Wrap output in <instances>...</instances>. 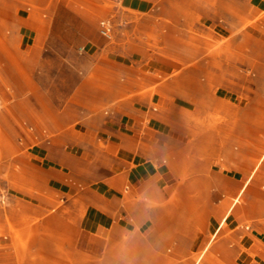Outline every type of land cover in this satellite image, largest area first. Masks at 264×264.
I'll return each instance as SVG.
<instances>
[{
  "label": "rangeland",
  "instance_id": "1",
  "mask_svg": "<svg viewBox=\"0 0 264 264\" xmlns=\"http://www.w3.org/2000/svg\"><path fill=\"white\" fill-rule=\"evenodd\" d=\"M34 2L28 0L15 14L28 20H55L59 26V44L46 50L49 60L42 68V83L60 105L69 101L83 105V99L69 98L67 92L81 78L77 65L85 64L83 53L107 48L125 61L117 97L122 103L132 105L138 97L160 110L155 99L168 94L159 86L171 80L182 88L184 99L170 97L172 107L180 110L173 132L177 139L168 146L177 155L164 158L173 166L177 182L161 184L154 193L123 184L111 216L131 222L129 229L119 231L113 225L104 234L88 235L77 219L91 206L83 199L87 184H75L77 192L62 193L44 184H22L19 169L11 179L5 162L20 150L0 136V264H264V182L253 183L264 175V141L245 139L238 123L220 124L246 117L264 128V10L249 15L248 0H150V6L139 11L123 8L120 0H59L76 13L64 9L50 13L39 11ZM164 5L175 11L164 12ZM9 16L0 13V20ZM102 18L111 20L110 37L99 33ZM70 36L73 40L68 42ZM227 88L239 94L240 104L227 101ZM215 95H220L218 104L213 103ZM239 128L241 135L234 136L233 145L237 151L243 145L255 148L247 170L259 163L253 177L248 184H213L206 170L227 167V157L212 152L218 135L226 139ZM144 132L149 133L147 126ZM98 143L105 145L103 139ZM110 151L121 150L115 145ZM244 158L238 153L235 159ZM201 168L204 181L198 178ZM233 186L235 192L230 191ZM229 206L231 216L219 227ZM240 229L255 239L250 248L239 245ZM240 252L248 253L245 262L238 260Z\"/></svg>",
  "mask_w": 264,
  "mask_h": 264
},
{
  "label": "crops",
  "instance_id": "2",
  "mask_svg": "<svg viewBox=\"0 0 264 264\" xmlns=\"http://www.w3.org/2000/svg\"><path fill=\"white\" fill-rule=\"evenodd\" d=\"M27 1L0 0V13L11 14L7 19L0 20V136L15 142L20 150L18 155H10L5 162V172H10L12 179L19 169L22 184H44L62 193L77 192L75 184H87L83 199L86 205L91 206L77 217L82 231L88 235H99L111 230L114 225L125 232L131 222H122L120 218L116 220L111 216L115 210L113 206L122 197L118 189L123 184L130 185L137 192L154 193L161 184L177 182L173 166L164 158L177 155L168 146L177 139L173 132L176 131L174 125L178 123L180 110L178 106L172 107L174 102L170 97L184 99L180 95L182 88L171 80L160 85V90L169 97L157 96L155 102L160 110L151 107L149 100L138 97L132 105L122 103L117 97L123 88L125 61L107 48L106 52L83 53L81 60L86 62L77 65L81 68V78L67 92L70 93L69 98L83 99V105L70 101L60 105L47 95L52 89L42 83L45 76L42 68L49 60L46 50L59 44V26L55 20H28L26 16L21 18L15 14L21 12ZM34 1L39 11L58 13L64 9L76 13L71 6L59 4V0ZM120 2L123 8L132 11L145 10L150 6V0ZM163 8L164 12L175 11L172 5H164ZM263 10L264 0H248L249 15L257 16ZM69 28L77 29L76 26ZM68 39L70 42L73 37ZM227 91V101L234 104L242 102L240 96L237 98V92L229 88ZM212 99L213 103H220V95ZM246 103L243 107H248ZM105 105L107 108L103 109ZM127 113L134 117L130 118ZM144 118L145 122L142 121ZM28 119L30 124L26 125ZM235 121L228 118L220 124L230 126L238 123L243 125L245 139L250 142L264 141L261 123L246 117ZM145 126L149 128V133L144 132ZM238 130L234 129L233 136L226 139L223 134L218 135L212 152L217 151L227 157V167L206 170L211 173L213 184H224L225 181L228 184H248L253 177L259 163L249 173L247 170L256 150L251 144L236 150L233 138L241 135L242 128ZM102 131H106L107 135H101ZM101 139L105 145L109 144L112 148L117 145L121 151L113 153L110 151L112 148L108 150L105 145H99ZM32 141L39 143L32 144ZM222 141L223 145L220 144ZM238 153L245 156L243 161L235 159ZM233 163H238L240 167H234ZM199 171L202 176L198 178L204 181V168ZM258 182H264V175L253 180L254 184ZM230 189L231 192L236 191L235 186ZM234 198L238 201L239 195ZM231 208L229 206L219 227L230 218ZM237 233L240 246L247 249L255 243L252 234L241 229ZM261 241L264 242V238ZM240 254L238 260L245 262L248 253Z\"/></svg>",
  "mask_w": 264,
  "mask_h": 264
},
{
  "label": "built area",
  "instance_id": "3",
  "mask_svg": "<svg viewBox=\"0 0 264 264\" xmlns=\"http://www.w3.org/2000/svg\"><path fill=\"white\" fill-rule=\"evenodd\" d=\"M112 31V24L109 18H102L99 20V33L104 37H110Z\"/></svg>",
  "mask_w": 264,
  "mask_h": 264
}]
</instances>
